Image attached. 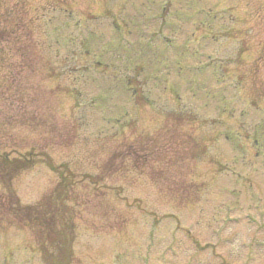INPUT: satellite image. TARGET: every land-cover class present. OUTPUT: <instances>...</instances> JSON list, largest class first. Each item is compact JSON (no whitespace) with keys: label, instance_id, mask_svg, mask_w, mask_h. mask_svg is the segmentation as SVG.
<instances>
[{"label":"rangeland","instance_id":"obj_1","mask_svg":"<svg viewBox=\"0 0 264 264\" xmlns=\"http://www.w3.org/2000/svg\"><path fill=\"white\" fill-rule=\"evenodd\" d=\"M32 150L11 187L75 176L72 264H264V0H0V153ZM43 245L0 224V264Z\"/></svg>","mask_w":264,"mask_h":264},{"label":"trees","instance_id":"obj_2","mask_svg":"<svg viewBox=\"0 0 264 264\" xmlns=\"http://www.w3.org/2000/svg\"><path fill=\"white\" fill-rule=\"evenodd\" d=\"M40 156L35 153H28L12 157L10 153H0V182L6 185L7 191L0 197V224L18 226L23 228H29L37 233L44 244L41 249L44 253L46 262L48 264H71L70 258L72 251L70 250L71 242L73 239V233L67 232L68 225L65 221V203L63 202L66 192L65 188L70 189L72 187L74 175L63 173L61 174V184L57 193H60V189L64 185V190L57 194L62 196V201H50L45 205L32 207H22L19 201L10 190L11 183L18 174L23 171L30 170L36 166L37 160ZM45 162L48 163V158H45ZM53 164V163H51ZM48 163V165H51ZM51 168L53 166L51 165ZM60 191V192H59ZM71 232H73L71 230ZM61 236V237H60ZM68 236V237H67ZM69 238V239H68ZM47 242V243H46ZM56 248V249H55ZM60 249V252H59ZM61 255H64L63 259ZM51 256L58 257L60 260L54 261Z\"/></svg>","mask_w":264,"mask_h":264}]
</instances>
